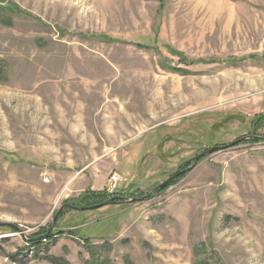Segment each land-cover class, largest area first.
<instances>
[{
	"label": "rangeland",
	"instance_id": "374dc122",
	"mask_svg": "<svg viewBox=\"0 0 264 264\" xmlns=\"http://www.w3.org/2000/svg\"><path fill=\"white\" fill-rule=\"evenodd\" d=\"M3 1L0 264H264V0Z\"/></svg>",
	"mask_w": 264,
	"mask_h": 264
},
{
	"label": "trees",
	"instance_id": "16d2710c",
	"mask_svg": "<svg viewBox=\"0 0 264 264\" xmlns=\"http://www.w3.org/2000/svg\"><path fill=\"white\" fill-rule=\"evenodd\" d=\"M1 2H4V1L0 0V8L8 7V5H2ZM0 16H1V14H0ZM1 20H5L4 15L1 17ZM167 50L171 55H176L179 58L180 57L182 58V53L174 50L172 47L168 46ZM184 63H186V61H184ZM188 64H191V63L188 62ZM5 76H6V63L3 59H0V80H5V78H6ZM226 118H228V117H226ZM232 119L238 120V121L241 120V119L239 120L238 117H233ZM245 124H246L245 126L247 128L246 132H247V135L249 138H252L253 141L264 139V135H262V133L260 132L262 129H264V110L257 113V114L252 115L251 117H249L247 119V123H245ZM224 125H226V124H224ZM160 142H161V140H160ZM158 145H159V143H158ZM174 180H172L170 182H173ZM132 198H137V197H130V199H132ZM127 199H129V198H125L123 196L115 195V193L109 194L108 190L106 188L103 191H91V190L87 189V190L83 191V193L79 196V198L73 200V201L77 200L79 203L65 202V204L67 203V204H70L72 206H92V205H97V204H101L104 202H106V203L109 202L111 204H115V203L128 201ZM41 232H42V234H41ZM41 232L39 234L37 233V235H35L33 237H30L28 239V241L31 242L32 244H35V243L37 244V242L44 240V239H47V238H50L54 235V232H52V231L49 232L48 235H46L48 231L43 232V230H42ZM75 234H76V230H75ZM80 238L84 241V244H88V242L90 241V238H88V237H80ZM195 255H196V253H195ZM91 260H92L91 263H88V264H97L94 261V259H91ZM63 264H69V263L64 261ZM195 264H204V262L200 261L197 258Z\"/></svg>",
	"mask_w": 264,
	"mask_h": 264
},
{
	"label": "water",
	"instance_id": "95a60500",
	"mask_svg": "<svg viewBox=\"0 0 264 264\" xmlns=\"http://www.w3.org/2000/svg\"><path fill=\"white\" fill-rule=\"evenodd\" d=\"M243 139H245V137L240 138V139H236V140H234V141H232V142H230V143H228V144H226V145H220V146H214V147H211V148H209V149H207V150H205V151L199 153L198 155H196V156L194 157V160H193V162L191 163V165H189L187 168H185V169H183V170H177V171H175V172H174L171 176H169L165 181H163L162 183H160V184L156 187V189L159 190V189L164 188V187H165V186H166V185H167L172 179H174V178H176V177H178V176H180V175H182V174H184V173L190 171V170L196 165V163L199 161V159L202 158V157H204L205 155H209V154H211V153H213V152H216V151H219V150H224V149L230 148V147L236 145L238 142H240V141L243 140ZM146 196H147V195H146ZM145 198H146V197L143 196V197H140V198H132V199H129L128 201H137V202H139V201H143ZM103 205H104V203H102V204H97V205H92V206H72V205L67 204V203H66V204H63V205H61V206L58 208L57 213L54 215V217H53V219H52V225L55 224V221H56V219H57V216L60 214V212L62 211V209H63L64 207H70V208H72V209H76V210L84 211V210L95 209V208L101 207V206H103ZM4 225H8V226H12V227H14L13 224H11V223H9V222H2V221H0V226H4ZM49 232H51V228L48 230V232H47L46 235H48ZM46 235H45V236H46Z\"/></svg>",
	"mask_w": 264,
	"mask_h": 264
},
{
	"label": "built area",
	"instance_id": "2783aa9c",
	"mask_svg": "<svg viewBox=\"0 0 264 264\" xmlns=\"http://www.w3.org/2000/svg\"><path fill=\"white\" fill-rule=\"evenodd\" d=\"M43 176H45V181H48L49 178H48V175L46 172H43L42 173ZM118 180V176L116 174H113L111 175V185L114 186L115 182Z\"/></svg>",
	"mask_w": 264,
	"mask_h": 264
},
{
	"label": "flooded vegetation",
	"instance_id": "af4514ba",
	"mask_svg": "<svg viewBox=\"0 0 264 264\" xmlns=\"http://www.w3.org/2000/svg\"><path fill=\"white\" fill-rule=\"evenodd\" d=\"M189 165H191V164H189ZM189 165H188V166H189ZM188 166H187V167H188Z\"/></svg>",
	"mask_w": 264,
	"mask_h": 264
}]
</instances>
